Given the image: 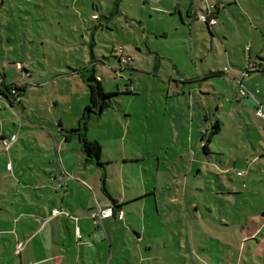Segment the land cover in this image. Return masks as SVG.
Wrapping results in <instances>:
<instances>
[{"label":"rangeland","instance_id":"1","mask_svg":"<svg viewBox=\"0 0 264 264\" xmlns=\"http://www.w3.org/2000/svg\"><path fill=\"white\" fill-rule=\"evenodd\" d=\"M88 68L115 95L87 125L105 165L86 164L124 202L128 224L148 225L162 244L204 232V248L223 242L222 264H264V0H0V86L27 87L13 105L0 94V202L19 227H37L26 210L39 205L46 155L57 160L58 141H75L66 130L89 103ZM13 133L5 152L1 135ZM200 249L207 263L192 264H209Z\"/></svg>","mask_w":264,"mask_h":264},{"label":"crops","instance_id":"2","mask_svg":"<svg viewBox=\"0 0 264 264\" xmlns=\"http://www.w3.org/2000/svg\"><path fill=\"white\" fill-rule=\"evenodd\" d=\"M98 76L101 78L99 74ZM2 83L7 84L5 80H2ZM20 86L27 88L25 85ZM73 137L75 141L70 143V146L65 145L69 140L66 137L63 142L58 141L57 160L54 159L53 153L46 155V157H50L48 164L51 166L40 168L45 173V177L39 181L40 186H35L38 190H42L41 193L37 191L35 194V198L37 197L40 200L39 205L37 210H26L29 215L27 219L31 220L30 222H35L37 227H32L30 223H27L26 227H19L18 224L21 219L16 220V223H14L16 219L14 218V212L8 210L11 203L6 200L0 202V209L7 212L4 215L7 222L2 221L0 224V235H7L0 237V263L162 264L160 260L165 259L164 264H168V257H174V255L168 256V253L173 254L174 252H178L179 257L184 259L181 264H192V261L198 262L200 260L206 262L205 256L198 255L197 248L199 247L204 252L209 251V264H222L219 245L223 242L214 239V241H211V245L209 243L208 249L204 248V241L201 242L197 239L202 238L201 235L204 236V232L199 233L189 229L184 236L178 237L177 235V238H175V235L173 237L168 235L167 240L162 236L164 241L162 244L160 243L161 235L157 234L154 229L149 228L148 225L138 228V225L134 223L132 225L128 224L129 219L126 218L123 210L124 202H121L108 190L106 179L105 188L109 194L104 191L101 174L96 181L89 175L90 168L86 164V158L83 160L85 166L76 165L77 162L81 161V158L77 156L73 149L83 150L78 137ZM8 169L14 170V167L7 163ZM3 183L0 180V198L5 199L7 194L4 193ZM6 186L8 185L6 184ZM77 191L80 201L76 199ZM109 195L117 200L118 206H115L116 204ZM105 196L109 197L111 203L105 200ZM175 199L177 198L175 197ZM111 206L113 208L115 206L114 209L117 212L111 217H105L100 223L96 224L92 216L94 210ZM55 209H58V213L54 212ZM33 214L38 215L39 218ZM195 217V215L190 216L188 214L186 218L183 215L180 219L186 220V225H188L189 223L192 224L196 219ZM133 219L137 220L136 217ZM113 221L118 222V226L113 225ZM262 223L264 224V220ZM196 225L198 228L200 223ZM248 239H253V234L246 240ZM19 242L24 243L21 250H18L17 247ZM169 244H172L171 249H169ZM157 247H163L166 252L161 255L156 251ZM126 252L133 258L126 257L124 255Z\"/></svg>","mask_w":264,"mask_h":264},{"label":"trees","instance_id":"3","mask_svg":"<svg viewBox=\"0 0 264 264\" xmlns=\"http://www.w3.org/2000/svg\"><path fill=\"white\" fill-rule=\"evenodd\" d=\"M87 70H92V72L89 75L86 74L87 76H85L84 74L82 76L84 77V81L86 82L87 87L89 89V103L87 104L84 109V112L82 113L80 125L78 127L69 128L66 131L68 132V134H73V136L78 137L82 146V150L86 155V163H96L99 166H103L105 165V163L101 161L102 144L98 140H90L88 138L87 125L90 119L101 116L104 110L114 103L113 96L115 95V93L107 92L105 90L101 78H99L98 74L96 73V69L88 68ZM2 85L3 86H0V94L4 96L11 105H13V101L16 100L21 102V91L25 89L23 86H20L17 83H2ZM218 131H220V126L219 123L216 122L212 130V134H215ZM4 136L5 135H1V138ZM105 179L106 177L104 175V191L109 194L107 192V189L105 188ZM109 197L116 204L115 206H118L117 200L111 195H109ZM115 212H117V210L114 209V213Z\"/></svg>","mask_w":264,"mask_h":264},{"label":"built area","instance_id":"4","mask_svg":"<svg viewBox=\"0 0 264 264\" xmlns=\"http://www.w3.org/2000/svg\"><path fill=\"white\" fill-rule=\"evenodd\" d=\"M206 15L207 14L202 13L200 17L202 19H205ZM121 52H123L122 49H120V53ZM241 93L245 94V91L243 90V91H241ZM258 115L264 118V112L263 111L258 110ZM17 139H18V136H17L16 133H13L10 136H4V137L1 138V141H2V143L5 146V152L9 151L10 148L13 147V145L15 144ZM54 212L58 213V209H55ZM113 215H114V209H113L112 206L111 207H106L104 209L96 208L94 210V212L92 213V216H93L96 224L100 223L105 217H111ZM23 246H24V243L23 242H19L18 245H17L18 250H21L23 248Z\"/></svg>","mask_w":264,"mask_h":264}]
</instances>
